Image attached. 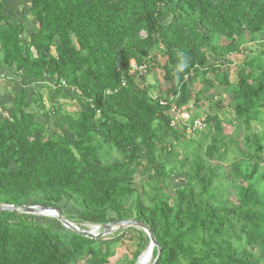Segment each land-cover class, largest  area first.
I'll return each instance as SVG.
<instances>
[{
	"label": "trees",
	"instance_id": "1",
	"mask_svg": "<svg viewBox=\"0 0 264 264\" xmlns=\"http://www.w3.org/2000/svg\"><path fill=\"white\" fill-rule=\"evenodd\" d=\"M234 54L243 56L231 81ZM2 66L29 88L0 117V203L55 205L64 216L59 203L71 201L92 225L142 220L161 248L155 264L264 263V132L251 128L264 109V0H29L20 19L0 1ZM215 83L229 104L208 98ZM43 89L50 103L76 100L80 110L48 108ZM202 100L232 109L233 133L217 112L202 130L171 126L170 104ZM53 116L65 132L48 129ZM140 166L152 174L138 190ZM126 229L144 232L95 239L0 211V264H107Z\"/></svg>",
	"mask_w": 264,
	"mask_h": 264
},
{
	"label": "rangeland",
	"instance_id": "2",
	"mask_svg": "<svg viewBox=\"0 0 264 264\" xmlns=\"http://www.w3.org/2000/svg\"><path fill=\"white\" fill-rule=\"evenodd\" d=\"M253 48H254L253 50L255 53L260 49V47L258 45H256V47H253ZM240 58H242V55L240 56ZM158 63H160V61H155L156 65H153V67L154 66L156 67ZM233 67L234 66H232V68ZM231 73L229 72V76H231V81H233L234 75H233V72H231ZM153 77L154 76H152V73L148 72L144 77V81L147 83H150L151 81L154 80ZM190 89L194 93L196 90V87L192 86ZM42 94L44 96L45 104L48 108H51L52 105L57 102V101H54L53 103H50V101L48 99L47 91L45 89H43ZM213 95H214V97L212 99H210L212 101L220 99L226 105L231 102V96L225 90L224 86L218 85V89L214 90V92L212 93L211 96H213ZM212 101L207 100V101L202 102L199 105L198 109L196 108L197 111H195V112H197L200 117L206 116L207 114H213V113L217 112L218 114L221 115V117L224 120H232L233 124L224 123L223 128H224V133H226V134L233 133V131H234L233 125L236 123L235 118H234V112L232 111V109H229V108H224V109L222 108L221 109V108H215L214 106H210ZM62 110L76 114L79 110V105L76 102H73V103L65 102L62 105ZM259 112L261 113V115H259V118L261 119V121L260 122H252L251 128H252V132H254V133L264 132V109L259 110ZM52 121H53L51 124L52 127L50 126L49 130L54 129L58 133L65 132L66 128L64 127V123L62 122V119H56L53 116ZM227 166L228 165L225 164L224 167L222 168V170L223 171L227 170L228 169ZM143 170H144V166H140L137 170L136 175L134 176V187L138 190H140L141 187H143V186L147 185V183H149V176L152 174L151 170H149L147 173H143ZM182 183H183L182 180L174 178L172 181V186L177 187V186L181 185ZM232 199L234 201H236L234 196H232ZM34 200H38V198H35ZM59 204L63 208L64 217L66 219L74 222L75 224H77L78 226H80L81 228H84V229H91L94 226L90 223L80 222L78 220L77 216H78L79 208L73 202L63 200ZM47 213H48V215L53 214L52 212H47ZM29 216H32L36 219H43V217H49V218L56 219L55 217H52V216H45V214L44 215L29 214ZM118 232L119 231H115V232L105 236L104 238H108V236L114 237L115 234ZM125 235L126 236L122 237L119 245L115 248L114 256L110 257L109 263H107V264H128L129 262H131L132 254H133L134 250L136 249L138 243L140 242V237L143 238V245L141 247V252L139 254V256L142 254L141 257L139 258V262H140V264H151L152 260H153V255H152L151 249L148 248L149 239L147 238L146 233L143 232L141 235V233H139L138 229H126ZM257 254L260 256V253H257ZM78 264H85L84 259L80 260L78 262Z\"/></svg>",
	"mask_w": 264,
	"mask_h": 264
},
{
	"label": "water",
	"instance_id": "3",
	"mask_svg": "<svg viewBox=\"0 0 264 264\" xmlns=\"http://www.w3.org/2000/svg\"><path fill=\"white\" fill-rule=\"evenodd\" d=\"M0 211H17L20 213L40 214V215L45 214V216H52L55 217L57 220H59L62 223V225H64L68 229L76 231L79 234H82L86 237L95 238V239L105 237L115 231L123 230L128 227H137L139 229H142L146 233L149 239L148 248L151 249L152 255L154 248L157 247V254L152 260L151 264H155L161 255V248L157 244L152 228L142 220L131 219V218L119 219V220L116 219V220L108 221L101 225H94L91 229H84L78 226L77 224H75L74 222L66 219L63 216L59 206H55V205L47 206V205L22 204L19 206H15L13 204L0 203ZM51 211H54V214L48 215L47 212H51ZM141 255L138 257V259L134 264H140L139 258L141 257Z\"/></svg>",
	"mask_w": 264,
	"mask_h": 264
},
{
	"label": "crops",
	"instance_id": "4",
	"mask_svg": "<svg viewBox=\"0 0 264 264\" xmlns=\"http://www.w3.org/2000/svg\"><path fill=\"white\" fill-rule=\"evenodd\" d=\"M0 1L4 3L5 8H7V9L10 8V10H12L15 13V15L18 17V19H20V13L22 10H24L25 12L27 11V6L29 4V0H0ZM253 47H255V46H253ZM241 55L243 56V54H234V55L227 57L228 60L230 61V63L226 66V68L228 69V71H227L228 76H229V72L230 73L233 72L234 79H235L236 73H237V65L236 64L238 62H241V59H242V58H240ZM133 63L134 62L132 61L131 64H133ZM232 66H234V67L232 68ZM0 74H1V77H0V117L1 118H9L11 116V111H12V107H13V100L15 98L16 93L20 89H23V88L27 89L29 87L26 84V82L23 81L22 78H20V76L15 74V70L13 67L11 68V67L2 66L0 68ZM229 79L231 80V76H229ZM148 84L153 85L154 80ZM218 85L222 86L218 83H215L214 88L211 91L212 93L214 92V90L218 89ZM194 86L196 87V90L194 93H196L200 89L201 84L199 82H196V83H194L193 87ZM192 94H193V92H192ZM152 95L155 96V95H157V93L152 91ZM213 97H214V95L213 96L208 95L209 99H212ZM204 101H206V100H202L200 102V104ZM65 102L73 103V102H76V100L60 99L56 103L58 105H60V104H64ZM76 103L79 105L78 102H76ZM189 104L193 105L194 114L198 115V113L195 112V111H197L198 106L194 105V103L192 101ZM79 110H80V105H79ZM52 119H53V117H51V120L49 121L48 129L50 128V126L52 127V125H51L53 122ZM52 130L55 131L54 129H51V131Z\"/></svg>",
	"mask_w": 264,
	"mask_h": 264
},
{
	"label": "built area",
	"instance_id": "5",
	"mask_svg": "<svg viewBox=\"0 0 264 264\" xmlns=\"http://www.w3.org/2000/svg\"><path fill=\"white\" fill-rule=\"evenodd\" d=\"M147 70V65L137 66L135 63L132 64V71H137L139 75L147 73ZM62 85L64 87L68 86L64 81L62 82ZM159 104L161 106H166L168 104V101H166V99H159ZM169 113L171 117V126H183L188 133L194 130H202L206 126V122L204 121L205 116L194 117V110L192 104L178 106L175 102H173L169 106Z\"/></svg>",
	"mask_w": 264,
	"mask_h": 264
},
{
	"label": "bare ground",
	"instance_id": "6",
	"mask_svg": "<svg viewBox=\"0 0 264 264\" xmlns=\"http://www.w3.org/2000/svg\"><path fill=\"white\" fill-rule=\"evenodd\" d=\"M54 214V211H51ZM143 261V260H142Z\"/></svg>",
	"mask_w": 264,
	"mask_h": 264
}]
</instances>
